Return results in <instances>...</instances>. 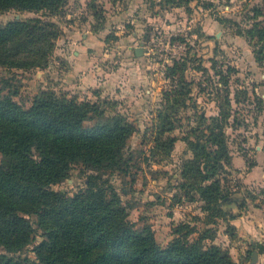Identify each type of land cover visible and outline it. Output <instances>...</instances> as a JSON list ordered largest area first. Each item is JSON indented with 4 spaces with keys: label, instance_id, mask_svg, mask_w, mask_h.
<instances>
[{
    "label": "trees",
    "instance_id": "1",
    "mask_svg": "<svg viewBox=\"0 0 264 264\" xmlns=\"http://www.w3.org/2000/svg\"><path fill=\"white\" fill-rule=\"evenodd\" d=\"M193 1L201 0H164L173 7ZM67 4L68 0H0V11L58 16ZM89 8L95 21L105 19L104 10L93 2ZM261 17L264 0L254 9V21L245 35L258 47L257 63L264 65ZM102 27L94 29L95 33ZM60 34L55 24L41 18L9 22L0 28V66L41 67L54 52ZM32 44L41 46L31 50ZM210 62L211 69H216L218 61ZM187 66L188 58L165 66L169 85L162 92L161 110L147 128L152 143L148 157L170 158L178 140L185 143L192 157L181 166L178 189L185 201L202 203L205 219L193 216L189 222H179L166 245L156 240L150 225L139 229L130 221L131 207L111 182L115 173L131 175L132 160L125 157L124 149L138 132L118 110L117 101L43 91L24 107L12 93L0 89V249L9 253L0 255V264H233L228 250L206 245V241L211 238L209 225L222 219L232 233L235 226L230 223L246 209L247 198H242L240 206L242 201L228 180L237 172L225 129L232 117L230 77L237 70L229 65L226 74L221 72L223 88H215L217 116L207 118L193 103L199 125L178 138L171 133L184 127L179 111L192 99L193 81L186 78ZM91 122L88 128L86 123ZM75 163L95 173L89 175L88 187L72 197L52 190L69 178ZM260 192L264 200V189ZM181 198L177 205H182ZM231 205H239V214L226 210ZM198 221L206 225L199 234ZM37 235L41 241L33 247L35 258L22 257Z\"/></svg>",
    "mask_w": 264,
    "mask_h": 264
},
{
    "label": "rangeland",
    "instance_id": "2",
    "mask_svg": "<svg viewBox=\"0 0 264 264\" xmlns=\"http://www.w3.org/2000/svg\"><path fill=\"white\" fill-rule=\"evenodd\" d=\"M92 2L98 10H104V20L98 22L91 16L89 6ZM261 5L262 0H201L191 3L189 7H173L164 0H68L63 13L58 16L0 11V28L19 16L21 20L41 18L55 24L61 32L55 40L54 52L41 67L23 70L0 66V89L5 94L7 91L12 93L13 99L24 107H28L33 98L43 91L82 99L83 95L88 94L81 93L80 97L75 90L64 87L69 86L70 78V64L64 56L67 53L73 55L76 49L69 44L70 41L74 39L79 45L85 40L84 34H92L93 40L103 44V52L99 50L97 55L96 50H91L89 55L100 65V79L104 80L107 78L106 73L114 72L112 76L118 79V91L125 90L121 103L117 101L118 110L129 116L138 128L124 149L125 157H131L132 160L131 175L115 173L111 182L123 201L131 207L130 221L139 229L150 225L156 240L166 245L164 243L171 239V232L179 222H189L193 216L205 219V215L201 211L200 201H185L184 192L178 189L181 166L192 157L185 143L178 140L170 158L148 157L152 143L147 128L153 123L152 113L161 110L162 92L169 85L164 76L165 66L172 64L173 60L188 58L185 75L189 81H193L192 99L187 102V107L179 111L185 120L181 121L184 127L178 128L176 125V130L171 133V136L178 138L183 136V132L199 125L194 116L193 103L198 106L196 111L205 113L207 118L217 116L218 108L214 99L216 86L223 88L219 82L221 72L226 74L229 65L236 68L237 72L230 77L232 117L225 129L232 158L240 154L253 164L248 153L255 152L257 145L264 146V65L257 63L255 50L258 47L248 41L245 35L254 21V9ZM135 18L138 22L134 21ZM258 20L264 22V17ZM101 25L102 29L95 34L94 29H99ZM39 46L32 44L30 49L36 50ZM137 48L141 49L140 55L136 53ZM214 58L218 64L213 70L210 60ZM93 66L78 74L92 71ZM76 78L79 76L76 75ZM123 82H127L126 87H123ZM93 124L86 123V126L91 128ZM1 159L0 154V162ZM90 174L95 173L92 170L85 171L82 165L75 163L69 178L51 189L72 197L88 187ZM108 175L109 172L104 178ZM228 180L241 201L247 198L243 212L258 207L256 209L261 210L258 216L250 217L261 222L264 200L260 191L263 189L254 185L245 186L235 172ZM180 198L183 199L180 203L184 205L182 210L177 207ZM239 205L243 206V201ZM239 205H231L226 210L230 212L235 208V214H239ZM250 213L247 215H253L254 211ZM180 216L184 220L176 221L175 218ZM256 227L259 233L255 237L259 239L254 241L245 234L241 236L236 227L229 233L226 222L218 219L215 224L208 226L211 238L206 241V245L216 244L228 250L233 264H264V227L261 223ZM205 228L202 221L195 225L198 234ZM247 234L250 236V233ZM39 241L41 238L37 235L35 241L20 255L34 259L32 250ZM254 253H257V260L253 263ZM2 254L9 253L0 249Z\"/></svg>",
    "mask_w": 264,
    "mask_h": 264
},
{
    "label": "crops",
    "instance_id": "3",
    "mask_svg": "<svg viewBox=\"0 0 264 264\" xmlns=\"http://www.w3.org/2000/svg\"><path fill=\"white\" fill-rule=\"evenodd\" d=\"M193 2L197 3V1ZM191 3L189 4V6L191 5ZM130 13L132 14V12ZM134 21L138 22V19L135 18ZM83 37L85 38V40L79 45L74 42V39H72L73 41H70L69 44L76 49L73 51L72 56L68 53L65 54V56L62 54L65 57L66 61H68V63L70 64V78L68 80L69 86L65 85V89L75 90L74 92L77 93V95H79L80 97L81 93H87L88 95H83L84 97H82V99L97 101L107 98L108 100L113 99V101H118L119 103H121V100H123L124 98L122 92L124 93L125 90L122 89V91H118V79H114V76H112L114 72L106 73L107 78L104 80L102 78L100 79L99 75H101L102 71L100 65H98L97 62L94 61L93 58L89 55V51L91 50H96V54L99 55V50L103 52V48L105 46L103 44H99L96 39L93 40L92 34L90 36L84 34ZM60 51L61 53L63 52V50ZM93 64L94 66L92 68V71L82 75L78 74L79 71H82L84 69H90L89 67ZM76 75L79 76L78 79L76 78ZM145 80L148 81V79H144V81ZM126 84H124L125 86L123 87H126ZM94 91L97 92L95 93ZM154 115L155 114L152 113V117H154ZM129 119L131 118L129 117ZM248 156L252 157L251 159H253V164L247 162V158L241 156L240 154L234 156L233 167L235 168V170H237L236 174L238 177L241 178L242 183L245 186L254 185L264 189V146L257 145L255 147V152L250 151L248 153ZM183 206L184 205H177V207L181 208V210ZM256 208H252L251 211H247V213H244L242 211L241 215L232 221V225L238 228L241 236L245 234L247 238L251 237L249 239L254 241L259 239L255 237L256 234L259 233L258 228L256 226L261 223V225L264 227V217H262L261 222L259 221L260 219L256 218V220H254L252 218L254 216H258V211H261L260 209ZM232 211L236 213L235 208ZM252 211H254L253 215H247ZM175 219H177L176 221L184 220L182 216ZM247 233H250V236ZM168 241L169 239L164 244H167Z\"/></svg>",
    "mask_w": 264,
    "mask_h": 264
},
{
    "label": "water",
    "instance_id": "4",
    "mask_svg": "<svg viewBox=\"0 0 264 264\" xmlns=\"http://www.w3.org/2000/svg\"><path fill=\"white\" fill-rule=\"evenodd\" d=\"M17 19H19V16H17ZM136 53L137 55H140L142 52H141V49L140 48H137L136 49ZM257 260V253H254L253 256H252V261L253 263Z\"/></svg>",
    "mask_w": 264,
    "mask_h": 264
}]
</instances>
